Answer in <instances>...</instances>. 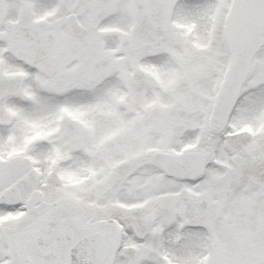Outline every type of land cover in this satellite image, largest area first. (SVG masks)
I'll return each mask as SVG.
<instances>
[{"label": "snow or ice", "instance_id": "1", "mask_svg": "<svg viewBox=\"0 0 264 264\" xmlns=\"http://www.w3.org/2000/svg\"><path fill=\"white\" fill-rule=\"evenodd\" d=\"M0 264H264V0H0Z\"/></svg>", "mask_w": 264, "mask_h": 264}]
</instances>
